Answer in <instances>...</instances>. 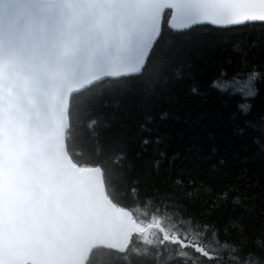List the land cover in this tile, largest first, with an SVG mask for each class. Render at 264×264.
<instances>
[{
    "label": "snow or ice",
    "instance_id": "obj_1",
    "mask_svg": "<svg viewBox=\"0 0 264 264\" xmlns=\"http://www.w3.org/2000/svg\"><path fill=\"white\" fill-rule=\"evenodd\" d=\"M165 22L264 24V0H0V264H264V202L242 191L264 172V109L243 120L250 156L205 151L174 91L204 41L157 49ZM225 74L212 86L250 116L264 72Z\"/></svg>",
    "mask_w": 264,
    "mask_h": 264
},
{
    "label": "trees",
    "instance_id": "obj_2",
    "mask_svg": "<svg viewBox=\"0 0 264 264\" xmlns=\"http://www.w3.org/2000/svg\"><path fill=\"white\" fill-rule=\"evenodd\" d=\"M193 35L199 36L204 43L198 48L187 52V60L191 65L192 75L185 76L174 86L187 105L186 114L189 121L194 125V130L199 133L195 142L203 144L205 151H210L213 146L217 148V155H223L227 147L230 152H238L241 157L251 155L255 149L253 137L260 133L243 125L244 119H251L261 109H264V76L256 81L257 95L249 98L248 103L252 105L251 115L245 116L240 113L237 105L243 101L239 92L233 91L230 85L226 91H220L212 86V81L218 76V67L223 66L226 74L225 80L237 75L242 78L250 68L255 67L258 72H264V47L259 42L264 40V24L254 23L230 29L216 28L203 24L173 34L164 23V31L157 49L164 44L165 40L183 36L185 38ZM253 42L257 47L250 48ZM238 43L241 48L249 49L247 63L240 61L238 53L232 51V45ZM231 60V63H227ZM189 69H185L188 71ZM190 87H196L198 94H192ZM163 103L159 107H163ZM153 111L157 108H153ZM237 126L243 127V133H238ZM247 149V151H245ZM250 175L254 176L253 186L243 189L249 197L255 196V203L259 205L264 202V172H262L259 160L249 164ZM122 203H129L122 200ZM231 207H221L214 211L208 220L216 226L221 227L227 223L228 217L233 215ZM259 226V221L253 223V227ZM221 239L224 235L221 232ZM107 250L98 254V259L109 260Z\"/></svg>",
    "mask_w": 264,
    "mask_h": 264
},
{
    "label": "water",
    "instance_id": "obj_3",
    "mask_svg": "<svg viewBox=\"0 0 264 264\" xmlns=\"http://www.w3.org/2000/svg\"><path fill=\"white\" fill-rule=\"evenodd\" d=\"M199 25H203V24H199ZM208 25H210V24H208ZM197 26V25H196ZM212 26V25H211Z\"/></svg>",
    "mask_w": 264,
    "mask_h": 264
}]
</instances>
